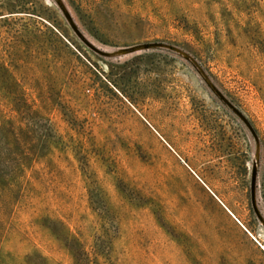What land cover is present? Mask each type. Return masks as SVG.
<instances>
[{
    "label": "rangeland",
    "instance_id": "374dc122",
    "mask_svg": "<svg viewBox=\"0 0 264 264\" xmlns=\"http://www.w3.org/2000/svg\"><path fill=\"white\" fill-rule=\"evenodd\" d=\"M0 153V264H264V0H0Z\"/></svg>",
    "mask_w": 264,
    "mask_h": 264
},
{
    "label": "trees",
    "instance_id": "16d2710c",
    "mask_svg": "<svg viewBox=\"0 0 264 264\" xmlns=\"http://www.w3.org/2000/svg\"><path fill=\"white\" fill-rule=\"evenodd\" d=\"M22 165L23 164L14 153L7 154L6 156L0 153V231L1 227L5 226L9 219L7 210L12 212L16 201L20 196V187L18 186L19 177H17V172L21 171ZM66 239L70 240L71 242L74 241L76 244H78L77 247L80 248L78 240L69 230H67ZM64 244L65 247L68 248L69 252H71L73 255L74 264H83V261L81 260V248L74 250L69 241H65Z\"/></svg>",
    "mask_w": 264,
    "mask_h": 264
}]
</instances>
